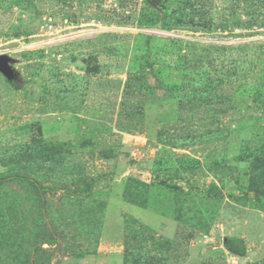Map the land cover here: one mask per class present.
<instances>
[{
  "label": "rangeland",
  "instance_id": "374dc122",
  "mask_svg": "<svg viewBox=\"0 0 264 264\" xmlns=\"http://www.w3.org/2000/svg\"><path fill=\"white\" fill-rule=\"evenodd\" d=\"M162 1L0 0V176L69 187L50 264H264V0Z\"/></svg>",
  "mask_w": 264,
  "mask_h": 264
},
{
  "label": "trees",
  "instance_id": "16d2710c",
  "mask_svg": "<svg viewBox=\"0 0 264 264\" xmlns=\"http://www.w3.org/2000/svg\"><path fill=\"white\" fill-rule=\"evenodd\" d=\"M14 184H25L30 188L29 193L32 195V203L27 211V224L30 225V229H26L31 236L25 237L24 230L20 226L9 225L5 228V231L0 230V239L5 242H15L22 235L28 240L31 260L28 264H50V260L53 256V251L44 247V245H54L56 242V227L55 221L51 217L50 209L52 207L49 195L55 194L59 188L69 190L68 185L65 183H54L52 185L45 184L37 177L27 174H14L0 176V191L5 188H11ZM17 222V220L15 221ZM237 242V243H236ZM226 245L230 249L240 246L238 239L230 238L227 240Z\"/></svg>",
  "mask_w": 264,
  "mask_h": 264
},
{
  "label": "water",
  "instance_id": "95a60500",
  "mask_svg": "<svg viewBox=\"0 0 264 264\" xmlns=\"http://www.w3.org/2000/svg\"><path fill=\"white\" fill-rule=\"evenodd\" d=\"M153 3L163 6L162 0H149ZM10 58L7 55H0V72L4 74L7 78L13 75V70L9 64Z\"/></svg>",
  "mask_w": 264,
  "mask_h": 264
},
{
  "label": "flooded vegetation",
  "instance_id": "af4514ba",
  "mask_svg": "<svg viewBox=\"0 0 264 264\" xmlns=\"http://www.w3.org/2000/svg\"><path fill=\"white\" fill-rule=\"evenodd\" d=\"M163 2V1H162Z\"/></svg>",
  "mask_w": 264,
  "mask_h": 264
}]
</instances>
